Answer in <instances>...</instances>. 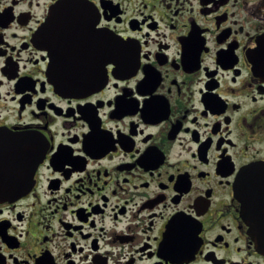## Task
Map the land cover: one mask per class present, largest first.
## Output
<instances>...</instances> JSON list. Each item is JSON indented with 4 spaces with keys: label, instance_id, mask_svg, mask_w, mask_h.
<instances>
[{
    "label": "flooded vegetation",
    "instance_id": "1",
    "mask_svg": "<svg viewBox=\"0 0 264 264\" xmlns=\"http://www.w3.org/2000/svg\"><path fill=\"white\" fill-rule=\"evenodd\" d=\"M61 1L0 0V264H264V0Z\"/></svg>",
    "mask_w": 264,
    "mask_h": 264
},
{
    "label": "water",
    "instance_id": "2",
    "mask_svg": "<svg viewBox=\"0 0 264 264\" xmlns=\"http://www.w3.org/2000/svg\"><path fill=\"white\" fill-rule=\"evenodd\" d=\"M54 8H86V6L78 0H64ZM42 149L38 137L33 134L8 132L3 136L0 135V154H2L0 162L3 160L0 197L11 200L30 188L35 168L43 155Z\"/></svg>",
    "mask_w": 264,
    "mask_h": 264
}]
</instances>
